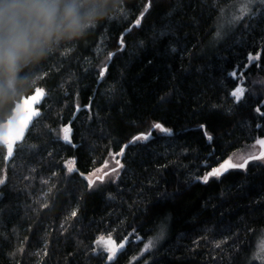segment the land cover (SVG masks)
I'll use <instances>...</instances> for the list:
<instances>
[{
	"label": "trees",
	"instance_id": "1",
	"mask_svg": "<svg viewBox=\"0 0 264 264\" xmlns=\"http://www.w3.org/2000/svg\"><path fill=\"white\" fill-rule=\"evenodd\" d=\"M232 2L119 0L117 14L33 69L35 87L46 92L40 118L9 162L0 148V264H109L94 251L100 237L124 244L111 264L246 262L264 230V163L250 161L207 184L197 179L264 137L260 6L250 27L238 25L216 45L209 35ZM149 4L141 26L132 27ZM177 21L179 40L160 36ZM139 41L144 47H135ZM185 43L191 57L184 53L181 62ZM237 85L245 89L239 102L230 95ZM141 134L149 139L129 143ZM112 155L123 166L116 164L117 177L90 178ZM162 223V242L144 251Z\"/></svg>",
	"mask_w": 264,
	"mask_h": 264
},
{
	"label": "clouds",
	"instance_id": "2",
	"mask_svg": "<svg viewBox=\"0 0 264 264\" xmlns=\"http://www.w3.org/2000/svg\"><path fill=\"white\" fill-rule=\"evenodd\" d=\"M118 6L119 0H0V119L36 86L33 69L86 38Z\"/></svg>",
	"mask_w": 264,
	"mask_h": 264
},
{
	"label": "snow or ice",
	"instance_id": "3",
	"mask_svg": "<svg viewBox=\"0 0 264 264\" xmlns=\"http://www.w3.org/2000/svg\"><path fill=\"white\" fill-rule=\"evenodd\" d=\"M257 4V0H246V2L239 5V12L234 15L231 23L228 25L227 29H221L219 24V19L222 18V15L224 13V10L221 9V17H218V21L216 24V27L214 29V34L209 33V35H213V42H219L220 40L224 39L228 33L232 30H234L238 25L245 24V27H250V24L246 23V21H251L253 17L257 15V12L254 10L253 6ZM258 5L261 8V14H264V0H258ZM151 5H145L143 10L140 11L139 16H137L132 21V27L139 28L141 26L142 19L144 18L145 12L148 11V8ZM235 7V6H233ZM119 12V9H117L113 15L117 14ZM122 16L127 15V10H125L123 13H120ZM171 15V13H169ZM183 27L182 22H175L169 23V25L166 26V30L160 32V36H165L171 34L173 37H176V33ZM126 31H131V27L126 29ZM177 40H179V37H176ZM172 43V42H170ZM120 48L119 51L124 50L125 44L123 39V34L120 37L119 40ZM135 47H144V42L139 41ZM195 47V45H193ZM171 52L176 53L177 48L175 46H171ZM184 53H188L189 57H191V52L187 48L186 43L181 47L180 49V60L183 62L184 59ZM132 53L129 52V55ZM107 59H112L113 53L107 52L106 53ZM249 61H252L253 59L259 60L260 56L259 53L255 57H253L251 54L248 56ZM247 67V65H245ZM107 61H105L104 66H101L98 72L99 78H104L105 73L107 71ZM229 75L236 79L237 73L235 70L229 73ZM243 76V73H241V77ZM242 82V80H241ZM110 91H115L114 88L110 89ZM245 94V89L239 85L235 86L233 90L231 91L230 95L233 97L237 102L241 100V98ZM46 95V92L43 88L35 87L34 88V94L32 95H26L23 98V101L20 102V100L16 103V113L17 115L13 118L11 115L7 119L6 123L3 126L2 131H0V142H2L3 147L5 149V159L8 160L13 156L14 150L16 148V142L23 139L26 129L28 128L29 122L33 120V118H40V112L36 110L35 108L30 107L29 105L32 102H39V100H43ZM256 111L259 113L260 109L257 108ZM262 116H264V113H260ZM259 126V125H258ZM156 129H160L161 132L170 135V131L168 129H165L162 127L161 124L157 123L153 126ZM201 129H204L205 126L203 124L200 125ZM63 133V139L65 142H70V128L64 127L61 129ZM204 135L207 137L209 141H212V137L208 134V132L205 130ZM149 139V134H141L137 136H133L132 139L129 141L130 144H135L137 141H147ZM256 144L259 145V151L258 152H249L247 155H241L238 157L240 160L239 163H233L232 159L229 158L228 160H225L223 163H221L218 167L212 168L211 171L206 172L203 177H197V179L202 180L203 183L207 184L210 177H216L217 179L220 178L221 175H223L225 172H227L229 169H241L244 170L247 168V165L250 161H260L261 163H264V139H257ZM128 147V145H124L120 148V152L116 155H123L124 149ZM111 155V153H110ZM107 163V162H105ZM116 164L118 167H123L120 164V161L117 160ZM71 171V169H69ZM96 171H100L99 169H96ZM115 171V170H114ZM91 175H94L91 174ZM104 176L98 177V179L103 182ZM85 179H88V187H93V181L89 177H85ZM4 180L0 179V184H3ZM72 216H76V212L73 211L71 213ZM165 225L162 223L160 225V232L158 236L155 239H159L164 234ZM154 241L152 238H149L147 243L144 244V249L148 250L152 245ZM119 249L124 248V244L121 243L119 246H117L115 243H113L111 240H109V246L107 247V261H109V264L115 259L116 253Z\"/></svg>",
	"mask_w": 264,
	"mask_h": 264
},
{
	"label": "rangeland",
	"instance_id": "4",
	"mask_svg": "<svg viewBox=\"0 0 264 264\" xmlns=\"http://www.w3.org/2000/svg\"><path fill=\"white\" fill-rule=\"evenodd\" d=\"M244 2H246V0H233V2L230 3V5L226 7V9H224V13L222 15V18L219 19V24H220L221 29H227V27L231 23L234 15H236L239 12V5L244 3ZM257 4H258V0H257ZM233 6H235V7H233ZM219 17H221V13H220ZM217 21H218V19H217ZM216 24H217V22H216ZM224 39L220 40L219 42H213V38H212V44L216 45V44L220 43L221 41H223ZM259 139H264V137H261ZM258 151H259V145L256 144V140H255V142H253L252 144H250V145L246 146L245 148L233 153L226 160L231 158L233 163H239L240 160L238 159V157H240L241 155H247L249 152H258ZM106 162L107 163L104 162L100 167L97 168L100 171L97 172L95 169L94 171L91 172V174L94 173V175L90 174L89 177L94 178V177H100V176H104V175L105 176L111 175L113 178L114 177L116 178L118 175L119 169H118V167H116L115 155H112V157L110 159H108ZM109 240H111L109 237L97 238L94 241V251L95 252H102L107 257L106 249L109 246ZM162 240H163V235L159 239H154L153 240L154 243L149 249L151 250V249H154L155 247H157V245L160 244L162 242ZM148 250H146V251H148ZM144 251H145V249H144ZM243 264H264V230L261 231V233L259 235H257V237L254 241V244H253L252 252L248 256L246 262H244Z\"/></svg>",
	"mask_w": 264,
	"mask_h": 264
},
{
	"label": "water",
	"instance_id": "5",
	"mask_svg": "<svg viewBox=\"0 0 264 264\" xmlns=\"http://www.w3.org/2000/svg\"><path fill=\"white\" fill-rule=\"evenodd\" d=\"M32 94H34V92L31 93L30 95H32ZM23 98H24V97H22V98L20 99V102L23 101ZM44 98H45V97H44ZM43 101H44V99H43V100H39V102H32L29 106L32 107V108H35L36 110H38V111L40 112V107H41ZM15 106H16V104H15ZM15 106L13 107V109H12V111H11V117H13V118L17 115ZM8 118H9V117H8ZM8 118H7V119H8ZM7 119H6L4 122L0 123V131H2L3 126H4V124L6 123ZM37 120H38V118H33V120L29 122L28 128H27L26 131H25V134H24L23 139L20 140V141H17V142H16V147L19 146V145L24 141V139H25V137H26L28 131L30 130V128L33 126V124H34ZM0 148L4 149L2 142H0ZM15 149H16V148H15ZM4 151H5V149H4ZM14 151H15V150H14ZM13 156H14V153H13ZM13 156H12L10 159H8V160L5 159V161H6V162H9V161L13 158Z\"/></svg>",
	"mask_w": 264,
	"mask_h": 264
}]
</instances>
